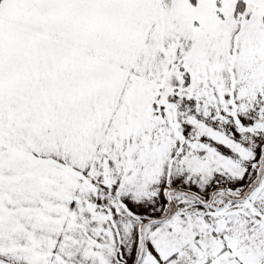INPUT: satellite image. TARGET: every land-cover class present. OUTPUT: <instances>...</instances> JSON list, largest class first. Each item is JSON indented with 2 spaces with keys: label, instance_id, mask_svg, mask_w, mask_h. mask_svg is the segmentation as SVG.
<instances>
[{
  "label": "snow or ice",
  "instance_id": "1",
  "mask_svg": "<svg viewBox=\"0 0 264 264\" xmlns=\"http://www.w3.org/2000/svg\"><path fill=\"white\" fill-rule=\"evenodd\" d=\"M0 264H264V0H0Z\"/></svg>",
  "mask_w": 264,
  "mask_h": 264
}]
</instances>
